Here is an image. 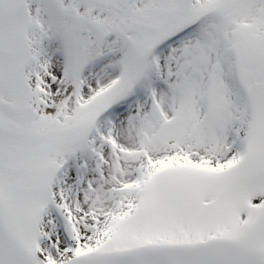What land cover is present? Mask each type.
I'll use <instances>...</instances> for the list:
<instances>
[{
    "label": "snow or ice",
    "instance_id": "obj_1",
    "mask_svg": "<svg viewBox=\"0 0 264 264\" xmlns=\"http://www.w3.org/2000/svg\"><path fill=\"white\" fill-rule=\"evenodd\" d=\"M0 264H264V0H0Z\"/></svg>",
    "mask_w": 264,
    "mask_h": 264
}]
</instances>
